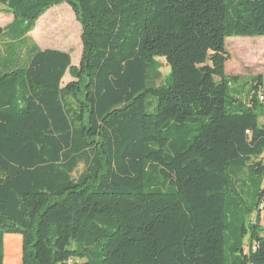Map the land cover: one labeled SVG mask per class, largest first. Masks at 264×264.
<instances>
[{
    "label": "trees",
    "instance_id": "trees-1",
    "mask_svg": "<svg viewBox=\"0 0 264 264\" xmlns=\"http://www.w3.org/2000/svg\"><path fill=\"white\" fill-rule=\"evenodd\" d=\"M61 4L81 25L77 69L28 43ZM0 14V264L7 235L18 264H264L262 78L241 102L225 74L226 39L264 37V0H0Z\"/></svg>",
    "mask_w": 264,
    "mask_h": 264
},
{
    "label": "rangeland",
    "instance_id": "rangeland-1",
    "mask_svg": "<svg viewBox=\"0 0 264 264\" xmlns=\"http://www.w3.org/2000/svg\"><path fill=\"white\" fill-rule=\"evenodd\" d=\"M13 16L0 14V25L5 22H12ZM65 25V28L62 27ZM69 32V33H68ZM28 43L38 48L53 49L69 54L72 67L77 69L82 58L81 25L75 17L74 12L67 4H61L50 8L36 23L31 34L27 35ZM72 39V40H71ZM12 38L7 33L0 37V50L4 51L10 46ZM6 43L7 45H3ZM20 43H12V46H19ZM225 49L230 59L225 65V74L230 79V87L240 91L238 99L241 102H248L250 99L252 84L257 77L262 78V86L259 89V100L262 106L258 105L255 112L259 115V122L264 123V37H238L228 38L225 41ZM14 57V56H12ZM25 59L20 58L19 66H24ZM158 63V76L155 77V85L160 86L166 83L170 74V67L163 58H156ZM75 78L70 71H67L61 86L64 87ZM80 166L74 178L82 172ZM264 186V181H263ZM248 201V206L251 205ZM264 215V210H263ZM254 217H251L252 221ZM249 219V218H248ZM264 224V219H263ZM4 263L18 264L21 261V239L15 235H7L4 239ZM10 244H15V252H11ZM9 248V249H8Z\"/></svg>",
    "mask_w": 264,
    "mask_h": 264
},
{
    "label": "crops",
    "instance_id": "crops-1",
    "mask_svg": "<svg viewBox=\"0 0 264 264\" xmlns=\"http://www.w3.org/2000/svg\"><path fill=\"white\" fill-rule=\"evenodd\" d=\"M10 23H11L10 21H9V22H5V23H3V24L0 25V28L4 29V28L7 27ZM31 33H32V32H31ZM31 33H29V34H31ZM5 35H6V34L3 33L2 37L5 36ZM2 44H3V45H7L6 43H2ZM25 51H26L25 47L22 48V52H21V47L17 46L13 52H14V54H16V55L18 54L20 57H23V56L25 55ZM0 56H1V54H0ZM263 219H264V215H263V212H262V214H261V226H262V227H264Z\"/></svg>",
    "mask_w": 264,
    "mask_h": 264
},
{
    "label": "bare ground",
    "instance_id": "bare-ground-1",
    "mask_svg": "<svg viewBox=\"0 0 264 264\" xmlns=\"http://www.w3.org/2000/svg\"><path fill=\"white\" fill-rule=\"evenodd\" d=\"M62 27H64L65 28V25H63ZM69 33V32H68ZM72 40V39H71Z\"/></svg>",
    "mask_w": 264,
    "mask_h": 264
}]
</instances>
